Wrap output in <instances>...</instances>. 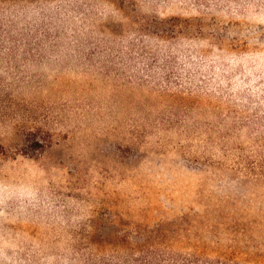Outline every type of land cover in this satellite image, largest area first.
<instances>
[{
	"label": "rangeland",
	"instance_id": "rangeland-1",
	"mask_svg": "<svg viewBox=\"0 0 264 264\" xmlns=\"http://www.w3.org/2000/svg\"><path fill=\"white\" fill-rule=\"evenodd\" d=\"M157 227L264 264V0H0V264Z\"/></svg>",
	"mask_w": 264,
	"mask_h": 264
},
{
	"label": "trees",
	"instance_id": "trees-1",
	"mask_svg": "<svg viewBox=\"0 0 264 264\" xmlns=\"http://www.w3.org/2000/svg\"><path fill=\"white\" fill-rule=\"evenodd\" d=\"M162 227L136 232L135 243L117 257L103 259L101 264H249L231 256L211 258L198 253L175 251L163 238Z\"/></svg>",
	"mask_w": 264,
	"mask_h": 264
}]
</instances>
